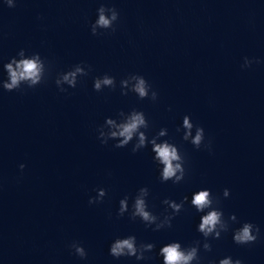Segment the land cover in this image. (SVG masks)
<instances>
[{"label":"water","instance_id":"obj_1","mask_svg":"<svg viewBox=\"0 0 264 264\" xmlns=\"http://www.w3.org/2000/svg\"><path fill=\"white\" fill-rule=\"evenodd\" d=\"M99 2L18 0L9 8L0 0V65L21 47L50 62L45 83L0 89V264H160L159 257L117 260L109 242L128 233L157 249L169 239L203 240L199 214L187 203L172 227L160 231L118 217L119 199L142 185L157 213L165 196L179 200L210 188L226 217L235 212L259 224L261 236L237 245L231 231L222 233L211 251L201 249L204 264L226 254L264 264V0H110L120 13L116 30L93 35ZM244 56L262 62L242 68ZM81 60L92 70L75 88L59 91L56 73ZM104 72L117 84L141 73L158 99L121 95L119 86L93 90L92 77ZM131 107L143 109L151 132L165 126L180 145L188 170L182 182H161L147 148L132 153L131 145L97 140L105 116ZM185 113L205 128L211 152L176 132ZM97 187L107 195L89 204ZM72 240L87 249L85 259L69 249Z\"/></svg>","mask_w":264,"mask_h":264},{"label":"clouds","instance_id":"obj_2","mask_svg":"<svg viewBox=\"0 0 264 264\" xmlns=\"http://www.w3.org/2000/svg\"><path fill=\"white\" fill-rule=\"evenodd\" d=\"M3 5L9 8L16 6L18 0H2ZM120 13L115 4L110 0H100L95 9V17L90 22V31L93 35H104L116 30V22ZM261 63L260 57H243L242 68L251 64ZM92 70V65L86 61H79L66 69L56 73L54 83L59 91L68 92L77 86L78 80L87 76ZM50 75V62L39 51H30L24 47L19 48L15 55L10 56L0 65V89L5 91L35 88L47 81ZM119 86L121 95L134 93L138 99H149L155 102L158 91L149 80L141 73L130 72L119 79L109 72L92 77L93 90L100 92L107 88L114 90ZM176 132L183 141H187L194 148H205L212 151L211 140L205 139V128L194 123L191 116L185 113L181 122L176 126ZM96 138L100 144L113 142V147L123 148L131 145L130 151L136 153L147 148L156 165L158 178L161 182L171 181L178 184L185 179L186 157L174 137L169 135V130L161 126L151 132L149 120L141 108L131 107L127 111L119 109L115 115L104 117L103 123L96 128ZM25 165L19 164L23 169ZM110 174V173H109ZM95 195L88 197V203L94 204L103 200L107 195L104 187L94 189ZM149 187H138L133 195L124 194L118 201L116 215H127L130 220L139 219L145 228L153 231L171 228L173 219L181 212L187 203L199 214L196 231L203 240L196 239L190 244H184L179 239H169L160 244L154 241H139L134 233L114 236L108 245V254L115 259L121 257L134 258L136 262L148 261L155 257L160 258V264H204L201 249L208 252L212 249L211 240L221 238L222 233L231 231V239L237 245H251L261 236V227L251 220H239L236 213L225 216L224 209L220 207V199L214 196L208 187H199L191 192V196L184 194L179 200L165 196L161 200L164 205L162 212L153 211L149 205ZM222 196H230V189L224 187ZM69 249L82 260L88 255L84 245L72 240ZM207 264H245L239 257L226 254L218 258H210Z\"/></svg>","mask_w":264,"mask_h":264}]
</instances>
